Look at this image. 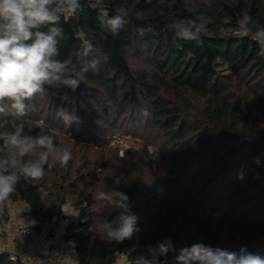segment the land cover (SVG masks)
<instances>
[{
    "label": "trees",
    "instance_id": "trees-1",
    "mask_svg": "<svg viewBox=\"0 0 264 264\" xmlns=\"http://www.w3.org/2000/svg\"><path fill=\"white\" fill-rule=\"evenodd\" d=\"M82 4L83 11L61 17L64 39L57 59L76 71L97 60L96 69L84 74L74 92L46 85L43 95L25 101L24 116L5 101L0 131L22 124L27 135H52L46 130L61 122L56 113L64 110L79 118L72 126H80L81 135L106 149L125 119V112H111L106 100L124 101L130 110L137 106L149 113L145 121L160 162L154 166L148 147L136 159L126 153L106 175L111 167L106 154L91 164L84 161L73 181L82 184L75 187L79 213L63 234L75 243L78 264H116L122 256L123 264H138L150 246L166 239L176 249L167 264H177L179 250L197 243L264 252V55L250 37L223 34L237 27L244 13L264 25V0H104L110 15L127 10L128 23L117 36L101 28L99 12L88 0ZM198 18L207 21L200 46L167 28ZM138 29L145 30L143 36ZM81 30L93 44L87 57L80 55ZM136 49L146 51L149 67L133 69L129 58ZM41 119L43 129L29 123ZM48 167L40 180L22 178L9 199L28 204L40 223L59 217L64 201L65 192L51 201L44 196ZM60 171L70 177L72 159ZM100 183L106 192L118 188L130 198L140 229L131 238L120 242L100 234V225L116 215L98 203L94 189ZM10 255L0 252V264H36Z\"/></svg>",
    "mask_w": 264,
    "mask_h": 264
},
{
    "label": "clouds",
    "instance_id": "clouds-1",
    "mask_svg": "<svg viewBox=\"0 0 264 264\" xmlns=\"http://www.w3.org/2000/svg\"><path fill=\"white\" fill-rule=\"evenodd\" d=\"M103 5L104 0H88V7L99 12L101 28L117 36L128 23L127 10L118 8L115 15H110ZM81 11L82 0H0V113L6 111L4 102L8 101L16 115L24 116L27 108L25 101L37 94L43 95L46 85L74 92L84 80V74L89 69H96L97 60L76 71L69 67V61L57 59L60 42L64 39L61 17L74 16ZM198 20L173 21L167 28L178 39L195 41L200 46L203 43L201 37L207 31V21ZM144 32V29H138L140 36ZM235 35L240 39L250 37L259 46L260 55H264V25L247 13L239 19ZM77 38L81 42L80 55L87 57L93 51L91 40L86 38L83 30ZM143 114L149 115L146 110ZM56 115L66 125L79 119L75 113L64 110H58ZM29 123L38 128L45 127L43 119ZM25 157L34 159L26 160ZM50 158L61 168H67L72 153L67 147L58 146L52 135L25 134L22 124L14 126L11 131H0V208L14 194L22 178L42 179ZM254 163L259 165V158ZM243 178L242 173L238 174V179ZM96 198L116 213L112 220L100 225L103 237L122 242L140 230L138 217L131 212L130 198L126 193L115 188L98 192ZM170 251H176L171 240L158 241L148 248L147 255L142 256L138 264H167ZM161 257L164 259L161 260ZM176 261L177 264H264V252L250 251L247 245L233 251L197 243L180 249Z\"/></svg>",
    "mask_w": 264,
    "mask_h": 264
},
{
    "label": "rangeland",
    "instance_id": "rangeland-1",
    "mask_svg": "<svg viewBox=\"0 0 264 264\" xmlns=\"http://www.w3.org/2000/svg\"><path fill=\"white\" fill-rule=\"evenodd\" d=\"M236 30V26H230L228 29L224 30L223 34H235ZM129 61L133 69H144L150 66V60L147 57L146 51L143 49H136L130 55ZM236 85L237 82H235L234 88H236ZM106 102L109 103L111 112H118L120 110L125 112L123 116L125 119L120 122L115 133H120L123 136L122 144H116L113 140L114 137H112L111 139H109V142L105 149L101 145L87 140V134L81 135L79 133L81 132L80 126L77 125L74 127L72 126V124L66 125L62 120L59 123L55 122L54 124H52V126H50V131L46 130L51 133L52 136L56 139L58 146L67 147L72 153V171L70 172V177L69 174L63 177V173L60 171L59 163L53 162L50 158V162L48 164V182L46 184V188H44L43 190L44 196L46 199H48V201H51L52 199L56 198L57 195L65 192L64 196H62L64 197V201L62 202V210L66 208L69 212V221L76 218L79 213V207L76 203L77 199L79 198V194L77 190H75V187L79 186L80 188L82 187V184L75 183L73 185V181L79 175L78 169L81 170L84 167V161L89 160L91 164V162H94L96 159L99 160L103 154H106V156L110 160L111 165L109 170L105 173L106 175L107 173H112L114 171L117 161L119 160V158L125 156L126 153L128 157L136 159L137 157L142 155V153L144 152V147H148L149 152L152 155V159L154 160V166H159L160 160L157 154L156 142L153 136H151L153 129L146 123V116L143 114L144 111L142 112V109L137 106H135L133 110H130V108L124 101L113 103L109 100H106ZM133 112L136 116L135 121L134 119H131L133 117ZM139 118L141 121L139 120ZM153 168L156 170L157 167ZM100 191H105L101 183L98 184L96 189H94V195L97 197V193ZM22 202L23 201L20 199L9 201V207L11 209L12 215L17 216L19 209L23 204ZM98 203L100 204V206H104L106 204L105 202L100 200H98ZM33 231L35 236L36 234L38 236V233L41 231V229H38V226H33ZM10 234V232L0 234V252L15 254L16 251L21 249L20 241L18 240L16 230L14 233H12L14 234V236H11ZM63 234L64 229H61L59 231L57 239L54 241H64L65 239ZM6 239H8L7 241L12 242H7L5 241ZM42 240H44L43 245H41V247L38 245V249L44 251L48 246L47 241L50 240L43 238ZM44 242L46 243V246L42 248L44 246ZM7 243H9V245ZM54 244L55 242H52L49 245L53 246ZM124 261L125 258L123 256L119 257L116 264H123Z\"/></svg>",
    "mask_w": 264,
    "mask_h": 264
},
{
    "label": "built area",
    "instance_id": "built-area-1",
    "mask_svg": "<svg viewBox=\"0 0 264 264\" xmlns=\"http://www.w3.org/2000/svg\"><path fill=\"white\" fill-rule=\"evenodd\" d=\"M113 140L116 144H122L123 136L117 133ZM9 201L0 208V234L16 229L21 246L18 254L13 253L10 255L11 259L16 260L20 256L25 261L36 264H78L73 241H54L57 239L59 231L65 229V225L70 219L66 208L62 210L59 217L40 223L35 219L32 208L28 204H23L17 216L13 218ZM33 226L41 227V231L38 233L39 237L50 240L47 241L48 246L44 251L38 249ZM52 242H55V244L53 246L49 245Z\"/></svg>",
    "mask_w": 264,
    "mask_h": 264
},
{
    "label": "crops",
    "instance_id": "crops-1",
    "mask_svg": "<svg viewBox=\"0 0 264 264\" xmlns=\"http://www.w3.org/2000/svg\"><path fill=\"white\" fill-rule=\"evenodd\" d=\"M22 203H23V204H26L25 202H22ZM23 204H22V205H23ZM20 208H21V207H20ZM19 210H20V209H19ZM12 217L15 218L16 216H15V215H12ZM38 229H39V228H38ZM15 230H16V229H13V230L10 231V233H11L10 235H11V236H14V234H12V233H14ZM15 234H16V233H15ZM8 236H9V235H8ZM7 240H8V239H6L5 241H7ZM43 241H44V240H42V238L39 237V236H37V234H36V236H35V242H36L37 246L39 245V246L41 247V245H43ZM7 242H10V243H11L12 241H7ZM47 243H48V242H47ZM7 244L9 245V243H7ZM45 246H46V243L44 242V246H43L42 248H44ZM20 250H21V249H19V250L16 251L15 253L18 254V253L20 252Z\"/></svg>",
    "mask_w": 264,
    "mask_h": 264
}]
</instances>
